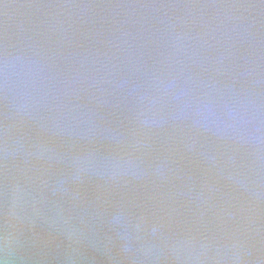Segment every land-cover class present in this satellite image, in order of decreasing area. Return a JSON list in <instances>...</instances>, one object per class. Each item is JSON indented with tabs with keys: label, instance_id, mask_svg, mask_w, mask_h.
<instances>
[{
	"label": "water",
	"instance_id": "water-1",
	"mask_svg": "<svg viewBox=\"0 0 264 264\" xmlns=\"http://www.w3.org/2000/svg\"><path fill=\"white\" fill-rule=\"evenodd\" d=\"M264 264V0H0V260Z\"/></svg>",
	"mask_w": 264,
	"mask_h": 264
},
{
	"label": "clouds",
	"instance_id": "clouds-1",
	"mask_svg": "<svg viewBox=\"0 0 264 264\" xmlns=\"http://www.w3.org/2000/svg\"><path fill=\"white\" fill-rule=\"evenodd\" d=\"M0 264H8V261H7V252H6V258L4 260H0Z\"/></svg>",
	"mask_w": 264,
	"mask_h": 264
}]
</instances>
